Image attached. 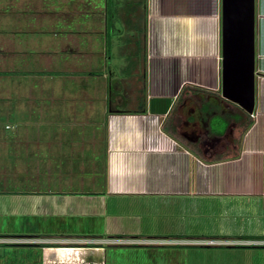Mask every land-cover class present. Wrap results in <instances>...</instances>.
<instances>
[{
    "label": "crops",
    "instance_id": "obj_1",
    "mask_svg": "<svg viewBox=\"0 0 264 264\" xmlns=\"http://www.w3.org/2000/svg\"><path fill=\"white\" fill-rule=\"evenodd\" d=\"M189 1L0 0V72L14 64L10 56L23 43L41 56L60 49L93 53L96 42L122 46L127 29L129 44L135 41L131 50L141 41L144 56L140 79L112 80L111 69L106 73L102 66L99 72L73 61V88L40 79L38 96L31 85L27 101L19 96L13 107L0 103V115H14L12 122L0 120V143L19 146L8 161L38 163L25 173L40 175L36 187L0 190V213L34 217L22 224L25 232L3 237H135L141 241L132 244L154 252L166 246L169 259L183 254L178 246L213 244L205 242L210 238L217 245L264 251V0H255L254 115L237 137L227 138L231 123L240 126L230 121L223 135H207L191 93L182 91L191 84L221 92V0L212 36L219 52L209 57L215 70L209 85L185 78L187 66L202 68L199 57L172 52L183 45L186 31L191 34L195 16ZM133 29L141 35L135 38ZM16 35L28 36L16 43ZM7 72L24 77L19 84L29 81L26 73ZM104 77L114 85L107 86ZM7 83V89L18 90L17 81ZM2 84L0 78V90ZM194 96L231 107L216 94ZM187 102L194 107L184 119ZM175 104L177 114L170 119ZM176 117L174 133L165 126ZM189 122L203 130L190 135Z\"/></svg>",
    "mask_w": 264,
    "mask_h": 264
},
{
    "label": "rangeland",
    "instance_id": "obj_2",
    "mask_svg": "<svg viewBox=\"0 0 264 264\" xmlns=\"http://www.w3.org/2000/svg\"><path fill=\"white\" fill-rule=\"evenodd\" d=\"M188 1L189 0H186V2ZM189 2H191L190 10L192 11L193 16H195V18L193 17L192 19L191 34L186 31L187 33L185 32V34H183V45L181 47H176L172 52H178V54L181 52L184 56L192 57V60L195 59L194 57H199L203 63L202 68L201 66H198L200 64L187 66L184 68L185 78H193L197 81H203L205 85H209L214 80L215 75L214 64L211 62L213 60L209 57L212 56L211 54L219 52L218 47L215 49L213 46L214 42L212 36L215 22L219 21L218 14L220 12V0H190ZM138 4V15H140V9H142V7L139 2H137V5ZM133 30L135 38L141 35L139 29ZM125 32H127V34H121L124 37L122 40L123 45L121 44L122 46L113 48L114 46L112 47L110 44H107V46L105 45V48H103V45L101 46L99 42H96L94 47H92L93 53L85 50L86 48H80L82 50L73 52L60 49L56 53L49 52L47 54L48 56L43 54L41 56V54L32 50V45L29 46V49L25 43H23L24 47H19L17 50L12 48L14 53L11 54L10 57L14 59V64H4L3 68H5V71H2L1 68L0 72V78L3 83V88L1 87L0 90V95L2 96L0 98L1 105L8 106L10 104L13 107L14 103L18 102V98L21 97H23L24 101H27V96H25L24 93L31 85L33 86L31 92H33V95L38 96L40 79L46 82H43V84L60 81L56 83V87H59L58 89H62V87L73 88V86H70L76 85L77 80L76 77L75 79L72 78V75L78 70L76 68H71V62L73 61H77L79 65L78 67H83L89 64L93 70L95 69L99 72L102 66L105 68L106 73L111 69L113 73L112 80H114L113 76H116L115 78L117 80L119 78L122 80H128V78L136 75H138L140 79V76L142 77L143 74L142 68H144L142 67V62L144 60L143 45L141 41H139L135 44L137 49L132 51L131 48L134 46L135 41L133 44H129V38L132 36L129 35L128 29ZM27 36L28 35H16V43L21 42ZM33 37H37V35H33ZM181 48L182 50L180 51ZM188 50L191 51L188 52ZM41 58L44 59V64L43 62L41 64ZM55 58L57 59L55 60L56 65H53L50 63V59L54 60ZM215 62L216 60L214 59V63ZM121 63L122 65L120 66ZM10 68H13L15 73H26L28 77L27 79L29 80L28 83L23 81L19 84L18 80L20 81L24 77H14L13 73L7 72ZM55 69L57 70L55 71ZM12 79L14 82L17 81L18 84L15 85L13 83V86L16 87L18 85V90L14 89V91H12L11 89H7V80ZM101 79H104L107 86L109 81H111L109 77L100 78V80ZM29 82L32 83L30 84ZM60 83L61 87L59 86ZM111 83L114 85L112 81ZM218 88L217 81V86H214L213 90H217ZM217 96L225 101L228 100L221 95V92L220 94L217 93ZM228 102L232 101L229 100ZM223 105L228 104L224 103ZM184 107L185 113H183V117L185 119L187 113L192 111L194 103L187 102ZM215 109L216 110L212 112V115L209 116V122H211V124L218 130H221L219 135H223L228 127L229 123H227V121H229V119L225 114L223 115L221 109ZM13 118L14 115L12 114L2 113L0 115L1 122H12L14 121ZM232 121L237 123L236 120ZM189 124L191 127H189V129H191L189 132L192 136H195L203 130L202 125L199 124V122H189ZM241 128L242 127L236 128L234 124L231 123L224 137H230L232 134L234 137H237L242 130ZM223 140L225 139H220L219 143L222 144ZM13 147L12 145H9L6 140L3 142L1 141L0 143V190H12L15 188L24 190L32 186H38L37 183L40 180V175L37 176L34 173H25V169H29V167L32 166L34 167L36 164L38 165V163L9 162L8 158H12L14 152L19 148V146ZM27 148L29 149L30 147ZM63 164L67 165L68 163ZM97 166L100 167V163H97ZM5 203L7 202L5 201ZM29 219L33 220L34 217L0 213V236H5L3 234H10L4 232H15L12 230L25 232L28 229L23 227L24 225L22 224ZM81 219V221H87L86 218ZM96 221L100 220L98 219ZM19 226L21 228H19ZM77 230H79V228ZM14 239L15 237H8L6 240H0V264H264V251H261L258 247L254 248V246L246 245L235 244L234 246H229L226 244L217 245L214 243H188L187 245L178 246L182 247V255L179 254L176 259H169L167 257V252H164L166 251V246L155 247L159 251L154 252L147 246L142 247L132 244V242L71 244L34 242L32 244H20L24 241L19 242ZM24 243H26V241ZM150 255L153 257L150 258Z\"/></svg>",
    "mask_w": 264,
    "mask_h": 264
},
{
    "label": "water",
    "instance_id": "obj_3",
    "mask_svg": "<svg viewBox=\"0 0 264 264\" xmlns=\"http://www.w3.org/2000/svg\"><path fill=\"white\" fill-rule=\"evenodd\" d=\"M221 95L255 105V0H221Z\"/></svg>",
    "mask_w": 264,
    "mask_h": 264
},
{
    "label": "trees",
    "instance_id": "obj_4",
    "mask_svg": "<svg viewBox=\"0 0 264 264\" xmlns=\"http://www.w3.org/2000/svg\"><path fill=\"white\" fill-rule=\"evenodd\" d=\"M182 91L183 92H188L191 93L190 97L191 99L197 104V107L199 109L200 112V118L201 121L205 124V129H206V134L209 136H215L216 134L219 135L221 130H218L216 127H214L211 122H209L210 117L212 115V112H214V110H216L215 108H219L221 109L223 115L225 114V116L229 119V121H227V123H229L232 120H236L237 124L242 127V129H244L250 122H251V117L250 114L247 113L242 107H240L239 105H237L234 102H230L231 107H229L228 109H222L221 108V104L219 102H211L209 100H207L206 98H201L198 99L194 96V94L196 92L202 91L206 94H216L215 92L208 90V89H204L201 87H197L191 84H184L182 87ZM182 96L180 95L177 103L178 104L180 101H182ZM218 99L219 96H218ZM176 104L175 107H173V109L171 110V116L170 119H173L172 117L176 116L177 112H176ZM177 119H175L173 122L172 120L168 122V124H166V128H172V132H176L177 133V128H176V124L179 121V117H176ZM227 125V124H226ZM20 244H32V243H20Z\"/></svg>",
    "mask_w": 264,
    "mask_h": 264
},
{
    "label": "built area",
    "instance_id": "obj_5",
    "mask_svg": "<svg viewBox=\"0 0 264 264\" xmlns=\"http://www.w3.org/2000/svg\"><path fill=\"white\" fill-rule=\"evenodd\" d=\"M250 115H254L253 110L250 112ZM8 237H0V240H6ZM15 241H26V243H44V242H54V243H100V242H109V243H116V242H132L137 243L140 242V238L135 237H83V236H64V237H15ZM149 241H153L155 239H148ZM205 242L207 243H216L218 240L216 239H206Z\"/></svg>",
    "mask_w": 264,
    "mask_h": 264
}]
</instances>
